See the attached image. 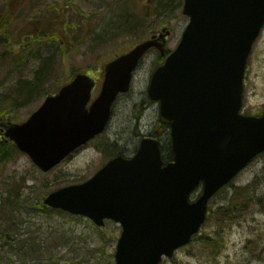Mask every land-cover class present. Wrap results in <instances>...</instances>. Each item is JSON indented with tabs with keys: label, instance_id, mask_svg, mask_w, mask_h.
<instances>
[{
	"label": "water",
	"instance_id": "water-1",
	"mask_svg": "<svg viewBox=\"0 0 264 264\" xmlns=\"http://www.w3.org/2000/svg\"><path fill=\"white\" fill-rule=\"evenodd\" d=\"M184 14L190 24L149 90L172 128L174 162L163 167L159 142L145 139L135 158L118 157L88 183L45 200L101 227L104 219L120 223L116 264H160L188 244L205 221L210 198L264 153V115L240 113L247 61L264 26V0H186ZM164 45V36L151 39L109 64L90 110L94 82L78 76L6 136L49 171L105 130L141 58L153 47L163 53ZM200 181L204 194L190 204Z\"/></svg>",
	"mask_w": 264,
	"mask_h": 264
},
{
	"label": "rangeland",
	"instance_id": "rangeland-1",
	"mask_svg": "<svg viewBox=\"0 0 264 264\" xmlns=\"http://www.w3.org/2000/svg\"><path fill=\"white\" fill-rule=\"evenodd\" d=\"M10 1L0 0V15L11 14L15 24L12 39L17 37L25 42L33 33L53 34L49 27L51 20L46 16L54 8L60 15L56 23H65L67 19L72 29L77 28L72 32L64 30V27L61 29L60 33L66 37L65 40L62 38L60 46L53 42L54 38H47L38 46L31 45L28 60L22 67L0 70L2 101L7 94H16L14 89L19 80L34 79L41 64L35 55L43 58L52 56L53 68L44 93L9 118L18 123L30 118L42 104L46 93L56 92L60 88L58 85L71 81L74 68L83 72L90 67L88 76L101 78L103 64L163 29L172 32L168 47L174 50L189 23V19L182 15L184 0H24V4L18 0L14 7ZM66 38L71 41L67 45ZM62 47H74V62H67ZM159 59L160 55L155 51L143 59L135 74L132 90L116 102L104 134V139L118 151L124 150L128 157L134 155L142 137L154 132L162 135L164 143L168 142L169 131L158 123L159 105L148 102L147 97L150 79ZM97 89L98 85L94 96ZM244 96V113L258 115L264 112V30L249 61ZM96 144L94 141L80 149L49 174H43L23 154L1 167L0 225L8 213L6 208L4 210L8 199L27 200L34 210V205L49 192L92 177L106 160L102 157V147ZM235 187L244 189V193L235 196ZM199 193H195L192 199L195 200ZM229 207L233 212L231 219L218 215L219 209L223 211ZM26 209L30 210V206ZM209 211L200 235L188 247L177 251L172 259L164 260L163 264H264V155L245 169L232 187L223 189L210 202ZM22 213L17 216L22 238H42L44 241H40L44 244L40 242L42 247H37L34 257L31 256L27 263L22 256L24 251L10 254L7 245H12L0 239V264H112L114 261L112 256L122 232L117 223L107 222L104 228H98L88 219L57 212Z\"/></svg>",
	"mask_w": 264,
	"mask_h": 264
},
{
	"label": "trees",
	"instance_id": "trees-1",
	"mask_svg": "<svg viewBox=\"0 0 264 264\" xmlns=\"http://www.w3.org/2000/svg\"><path fill=\"white\" fill-rule=\"evenodd\" d=\"M23 1L24 0H22V2ZM14 3L16 5L18 3V0H13L12 3L10 2V5L14 7ZM40 18L42 19V17ZM47 18L51 20V22H49V27L51 28L53 34H50V36H48L44 32H41L40 35L32 32L33 34L31 35V37L27 36L28 38H26V41L23 42L22 40L20 41L17 37L14 39H12L11 37V34H14L15 26L14 22L11 19V14L6 12L0 15V70L3 68L7 70L10 67H16V69L22 67L23 64L28 60L31 45L38 46L39 44L47 40V38L51 40H53L54 38L53 42H57V44L60 46L59 40H61L64 36L63 33L60 32L61 29L65 26L66 21L65 23L64 21L56 23L55 21L57 20L58 15L55 16L53 14H50ZM63 29L67 30L66 27H64ZM54 31L57 32V34H54ZM12 41H16V43H12ZM67 44L68 42H66V45ZM61 49L64 53H66L67 62H74L72 55L74 47L73 49H70L68 47H62ZM35 56L36 59L40 58V69L36 71L34 79L32 81L19 80L17 87H15L16 89H14V92L16 93L15 95H12V93L9 92L10 94H7L9 96L8 99H6V95V97L4 98L5 100L2 99V101H0V120H9V118L13 117L17 110H19L21 107H25L27 104L33 103L40 97V94H43L46 90L47 80L50 77L53 68L52 56H49L47 58H43L40 55ZM161 60V62L164 61V59ZM80 72L82 71L74 68L72 70V75L75 76V74H78ZM73 77L70 80H72ZM58 86L61 87L62 85ZM56 92L46 93L44 95V98ZM112 150L115 151V147H113ZM16 152L17 150L13 144L0 143V168L5 167L10 161H12ZM119 154H123V152L119 151ZM8 200V202L4 203V210L6 208V211L8 213H5L6 219L4 217L0 225V228L3 229L1 230L2 238L3 240H6L7 243H11L12 248L24 251L25 253L23 257L28 260V255L33 254V251L37 247L38 243L35 238H29L26 240L22 239V236L19 235V228H16L18 226L17 216L21 215L23 211L31 212L33 210V206L31 204L30 210H27L26 205L29 206V203H24L25 201L23 202L18 199ZM36 210H46V208L42 204L36 203L35 208L32 212H35ZM219 212L224 217H227V215L223 214V212L221 211H218V215ZM206 247H208L207 244ZM11 250L14 251L15 249Z\"/></svg>",
	"mask_w": 264,
	"mask_h": 264
}]
</instances>
